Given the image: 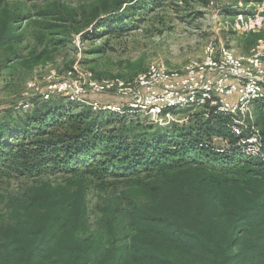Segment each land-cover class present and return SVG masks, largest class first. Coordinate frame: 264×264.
I'll return each instance as SVG.
<instances>
[{
	"label": "trees",
	"instance_id": "16d2710c",
	"mask_svg": "<svg viewBox=\"0 0 264 264\" xmlns=\"http://www.w3.org/2000/svg\"><path fill=\"white\" fill-rule=\"evenodd\" d=\"M146 1L99 0L90 10L52 3L32 13L0 0L4 61L31 67L74 35L119 36ZM24 21L42 46L30 59L20 46ZM66 100L38 97L0 118V169L64 176L39 179L11 204L0 220V264H264V104L254 109L262 155L251 157L222 115L196 110L186 125H159ZM117 184L92 230L88 190Z\"/></svg>",
	"mask_w": 264,
	"mask_h": 264
},
{
	"label": "rangeland",
	"instance_id": "374dc122",
	"mask_svg": "<svg viewBox=\"0 0 264 264\" xmlns=\"http://www.w3.org/2000/svg\"><path fill=\"white\" fill-rule=\"evenodd\" d=\"M10 6L18 4L22 9L35 13L46 4L62 3L69 9L86 7L90 10L99 0H5ZM153 1H158L154 4ZM146 1L145 9L136 12L120 27L124 32L119 35L99 34L97 38H83L74 35L71 43L59 48L54 58L31 67L5 63L6 51L0 48V118L12 109H31V101L43 97L52 84H68L67 94H74L77 89L88 90L87 79L77 72L69 70L77 67L80 73H91L92 78L101 80L119 79L125 83L133 82L152 64H163L169 70H182L189 61H202L205 47L212 43L224 45L237 56H243L260 41H264V0H153ZM160 1V2H159ZM19 28L24 31L25 40L20 44L24 55L31 58L32 50L38 53L42 46L33 37V27L21 22ZM98 31H101L100 28ZM49 39V37L47 38ZM104 47V52H98ZM33 52V54H36ZM31 60H29L30 62ZM66 95V94H65ZM84 100L101 107L113 106L122 109L121 116H133L134 120L153 122L150 115L127 110L130 98L118 96L113 92L86 93ZM53 100L67 99L53 94ZM49 98V99H50ZM66 101L69 102L67 99ZM67 105L76 111V105ZM102 109V110H103ZM173 118L176 121L191 117V113L179 106L175 108ZM104 113V112H103ZM190 113V114H189ZM105 114H111L105 112ZM188 121L177 124L186 125ZM158 124V123H157ZM263 127V124H260ZM227 141L214 137L213 144L225 147ZM60 173L45 174L41 178L18 175L9 168L0 169V220L7 217L9 207L14 202L23 200L27 192L39 179L62 183ZM122 184L115 189L99 191L91 188L87 192V209L91 229L96 227L100 216L99 208L106 197L119 192Z\"/></svg>",
	"mask_w": 264,
	"mask_h": 264
},
{
	"label": "built area",
	"instance_id": "2783aa9c",
	"mask_svg": "<svg viewBox=\"0 0 264 264\" xmlns=\"http://www.w3.org/2000/svg\"><path fill=\"white\" fill-rule=\"evenodd\" d=\"M74 72L87 79V91L77 89L74 94H67L71 85L52 84L45 91L44 99L59 94L71 103L98 111L103 108L84 100L83 94L113 92L130 98L123 112L146 113L159 125L188 121L189 116L179 121L172 117L178 106L190 113L202 110L206 117L222 115L231 120V131L241 138L242 153L251 157L262 155L254 109L256 103L264 104V41L243 56L235 55L224 45L210 43L205 47L202 61H189L182 70L152 64L129 83L119 79L97 81L91 73H80L77 67L69 70V74ZM103 110L122 114L119 107L105 106Z\"/></svg>",
	"mask_w": 264,
	"mask_h": 264
}]
</instances>
